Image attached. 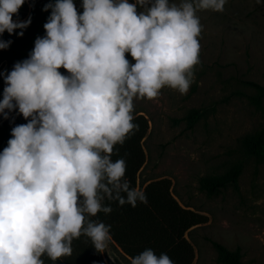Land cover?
Returning a JSON list of instances; mask_svg holds the SVG:
<instances>
[{
    "label": "clouds",
    "instance_id": "9594fccd",
    "mask_svg": "<svg viewBox=\"0 0 264 264\" xmlns=\"http://www.w3.org/2000/svg\"><path fill=\"white\" fill-rule=\"evenodd\" d=\"M226 2L81 0L80 13L75 0L44 5L51 9L45 34L4 77L0 99L5 118V109H16L28 121L11 129L0 151V264H44L42 255L55 261L71 254L82 233L103 252L111 226H85L86 214L111 212L102 206L105 196L121 206L147 203L144 191L123 179L124 159L111 160L113 146L137 127L134 99H154L165 86L188 91L199 63L196 13L221 12ZM24 3L0 0V35H23L31 17H12ZM11 43L0 40V49ZM129 262L174 264L150 248Z\"/></svg>",
    "mask_w": 264,
    "mask_h": 264
},
{
    "label": "rangeland",
    "instance_id": "374dc122",
    "mask_svg": "<svg viewBox=\"0 0 264 264\" xmlns=\"http://www.w3.org/2000/svg\"><path fill=\"white\" fill-rule=\"evenodd\" d=\"M47 2L27 0L31 22L22 36L16 35L20 29L0 35L12 41L0 49V99L4 77L45 34L47 21L41 24V16ZM196 14L202 26L199 63L188 91L165 86L154 99H134L132 115H143L149 123L137 184L169 179L178 203L207 218L185 236L194 248L192 264H219L211 241L239 248L243 264H264V158L242 144L245 136L264 128V98L248 85L264 86V0H227L221 12ZM235 166L240 169L235 183L215 194L200 189V180L221 177ZM101 256L106 264H130L111 240Z\"/></svg>",
    "mask_w": 264,
    "mask_h": 264
},
{
    "label": "trees",
    "instance_id": "16d2710c",
    "mask_svg": "<svg viewBox=\"0 0 264 264\" xmlns=\"http://www.w3.org/2000/svg\"><path fill=\"white\" fill-rule=\"evenodd\" d=\"M53 2L48 0L47 3ZM78 13L82 12L81 0H75ZM51 9L43 11L41 24L47 21ZM30 14L27 0L14 14L13 20H23ZM59 71L67 75L65 69ZM258 94L264 98V86L248 83ZM257 97V99H258ZM28 121L18 112H12L0 117V151L7 146L11 138V129ZM133 129L124 140L123 144L113 146L111 160L124 159L126 164L123 179L129 182L130 187L142 189L146 195L147 203L137 202L135 207L125 203L121 206L117 200H110L105 196L101 201L102 206H110L111 212L99 211L95 216H87L88 220L103 222L110 225L111 242L129 259L145 249H152L159 256L166 253L174 264H192L195 259L194 248L186 239V233L193 228L204 224L207 218L197 212L182 207L171 192L169 179L160 178L145 183L141 188L137 184V177L145 163L143 140L147 134L149 123L143 115L133 116ZM243 147L255 157L264 158V128L259 132L247 135L242 140ZM240 173L238 166L218 178L200 180V189L208 194H215L226 186L236 182ZM101 195H104L102 192ZM121 195H126L121 193ZM216 252V261L219 264H243L240 249L229 250L223 245L211 241ZM44 264H106L89 237L83 233L71 242V254L51 260L47 255H42Z\"/></svg>",
    "mask_w": 264,
    "mask_h": 264
},
{
    "label": "crops",
    "instance_id": "0c3cea01",
    "mask_svg": "<svg viewBox=\"0 0 264 264\" xmlns=\"http://www.w3.org/2000/svg\"><path fill=\"white\" fill-rule=\"evenodd\" d=\"M1 117V116H0Z\"/></svg>",
    "mask_w": 264,
    "mask_h": 264
}]
</instances>
